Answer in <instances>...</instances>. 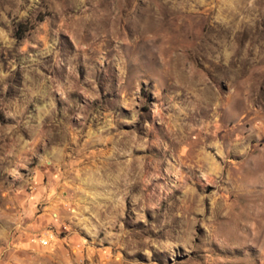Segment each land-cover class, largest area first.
Returning a JSON list of instances; mask_svg holds the SVG:
<instances>
[{
  "label": "rangeland",
  "instance_id": "obj_1",
  "mask_svg": "<svg viewBox=\"0 0 264 264\" xmlns=\"http://www.w3.org/2000/svg\"><path fill=\"white\" fill-rule=\"evenodd\" d=\"M0 264H264V0H0Z\"/></svg>",
  "mask_w": 264,
  "mask_h": 264
}]
</instances>
